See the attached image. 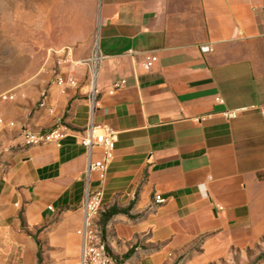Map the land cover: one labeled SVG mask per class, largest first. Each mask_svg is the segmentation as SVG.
<instances>
[{"label":"crops","instance_id":"0c3cea01","mask_svg":"<svg viewBox=\"0 0 264 264\" xmlns=\"http://www.w3.org/2000/svg\"><path fill=\"white\" fill-rule=\"evenodd\" d=\"M97 42L96 102L81 68L75 88L38 73L18 87L25 98L0 105V117L16 122L0 129V264H39V252L43 264H77L89 163L78 139L91 124L119 132L105 180L92 181L104 192L97 221L118 264H175L188 250L201 264L259 245L264 0H100ZM148 53L159 57L150 71ZM44 90L46 108L38 107ZM242 107L236 119L223 114ZM57 123L71 130L59 145H24L22 128Z\"/></svg>","mask_w":264,"mask_h":264},{"label":"rangeland","instance_id":"374dc122","mask_svg":"<svg viewBox=\"0 0 264 264\" xmlns=\"http://www.w3.org/2000/svg\"><path fill=\"white\" fill-rule=\"evenodd\" d=\"M99 25L100 0H0V95L46 75L53 48L70 46L78 58L95 53ZM5 164L0 151V172ZM188 251L175 264H193ZM201 264H264V240Z\"/></svg>","mask_w":264,"mask_h":264},{"label":"built area","instance_id":"2783aa9c","mask_svg":"<svg viewBox=\"0 0 264 264\" xmlns=\"http://www.w3.org/2000/svg\"><path fill=\"white\" fill-rule=\"evenodd\" d=\"M97 51L87 58H78L75 56L70 46L53 48L50 50L51 65L45 68L44 72L51 75L52 82L58 87H77L78 82L76 74L81 68L87 70L89 81L93 84V91L88 98L90 103L96 102L95 96L98 90L95 87L98 71L103 63L104 56L100 52L99 45ZM203 53L212 50L209 45L201 46ZM134 57L136 54L130 51ZM159 62L157 54L148 53L144 56L142 67L150 71L156 67ZM126 84L125 80L113 83L107 88L110 93L116 92ZM25 98V94L18 89L9 90L0 95V102L16 101L18 97ZM216 100L223 103V99L218 97ZM38 107H47V90L40 93ZM247 111V108H237L224 112L227 119H236ZM51 115L55 114L52 107L48 108ZM16 122L6 121L0 117V129H13ZM70 128L57 123L47 130L32 131L28 128L21 129V137L26 147L44 144H60L69 134ZM119 140V132L107 124H91L80 135L78 143L83 146L89 156V163L84 172L86 182V194L82 205L83 224L77 230V235L82 239L81 255L77 264H118L117 260L107 251V246L102 238L101 228L98 224V217L103 210V189L101 187L93 188L92 181L94 175H97L100 182H103L107 175V170L111 164L116 145ZM100 152L101 157L93 159L94 154ZM156 203H163L165 199L161 194H156ZM51 209V207H50Z\"/></svg>","mask_w":264,"mask_h":264},{"label":"trees","instance_id":"16d2710c","mask_svg":"<svg viewBox=\"0 0 264 264\" xmlns=\"http://www.w3.org/2000/svg\"><path fill=\"white\" fill-rule=\"evenodd\" d=\"M38 262H39V264H43L42 263V255H41V252L38 253Z\"/></svg>","mask_w":264,"mask_h":264}]
</instances>
